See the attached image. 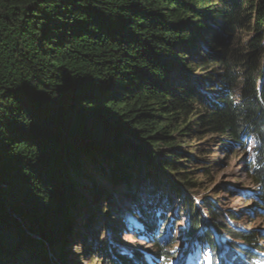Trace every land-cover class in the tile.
<instances>
[{"label":"trees","instance_id":"16d2710c","mask_svg":"<svg viewBox=\"0 0 264 264\" xmlns=\"http://www.w3.org/2000/svg\"><path fill=\"white\" fill-rule=\"evenodd\" d=\"M248 141L245 174L264 210V0H0V264H55L51 250L64 264L75 219L112 190L138 203L165 261L176 204L184 237L204 214L259 251L254 231L232 230L213 205L202 214L163 176L195 192L216 148L231 155ZM137 181L146 195L134 196ZM212 238L206 228L210 248ZM103 245L92 252L113 247ZM136 254L118 261L139 264Z\"/></svg>","mask_w":264,"mask_h":264},{"label":"rangeland","instance_id":"374dc122","mask_svg":"<svg viewBox=\"0 0 264 264\" xmlns=\"http://www.w3.org/2000/svg\"><path fill=\"white\" fill-rule=\"evenodd\" d=\"M202 143L203 141L199 140L192 142V145L198 149L199 147L204 149V143ZM246 145L245 151L239 150V146H237L234 154L230 152L231 155L227 154V150L222 148L223 146L216 148L214 158L217 168L210 179L203 181L199 179L201 186L195 192L184 191L175 175L165 172L166 175L164 173L163 176L169 179L170 183L178 186L189 202H192L202 214L205 213L206 206L213 205L221 211V214L224 215L222 217L232 226V230L239 233L246 230L254 231L259 239L257 243L259 251L254 250L255 247L250 248L252 245L248 247L239 240L230 243L231 238L225 236L222 229H213L211 221L204 214V226H200L189 237H184L189 226L188 219L187 216L182 218L179 215L180 209L176 204L165 210L168 224L166 222L163 229V243L170 245L167 248L171 256L169 260L165 261L163 256L155 255L156 249L152 247L153 243L149 238V233L145 231L142 221L137 217L138 203H133L134 200H130L129 197L117 199L116 194L119 191L111 189L107 200L102 203L100 201L90 203L88 205L90 208L75 219L77 225L71 227V232L75 229L77 236L68 238L63 254L64 264H112L108 255L118 264H124L118 260L122 258L124 261H128V257L136 258L138 252L142 254L139 264H264V210L259 205L254 194L255 190L248 184L245 174L246 166L251 161L254 144L252 141H248ZM227 146L233 147L230 144ZM181 151L183 155H186L183 152H187L186 156L189 155L190 159L195 156L193 153L189 154L190 152L185 148H181ZM184 161L179 163L181 170L186 167ZM131 187L134 196L146 195L147 186H143V181L140 185L137 181ZM161 190L164 197L166 190H163L162 187ZM109 208L112 211H110L111 214ZM229 216H234L235 219H229ZM107 225H110L112 230L106 231ZM78 226L83 227L77 230ZM206 228L210 229L213 235L214 247L212 248L206 241H203ZM141 230H144L142 234ZM79 236L86 242L89 241L90 246L85 248L84 244L80 245ZM107 239L113 246L110 248V252L105 251L103 255L92 252L93 245L103 249V240L107 241ZM49 255V261L58 264L57 259L60 254L51 250ZM251 257L253 259H250Z\"/></svg>","mask_w":264,"mask_h":264},{"label":"snow or ice","instance_id":"6c2138e0","mask_svg":"<svg viewBox=\"0 0 264 264\" xmlns=\"http://www.w3.org/2000/svg\"><path fill=\"white\" fill-rule=\"evenodd\" d=\"M173 251H175V250H173Z\"/></svg>","mask_w":264,"mask_h":264}]
</instances>
